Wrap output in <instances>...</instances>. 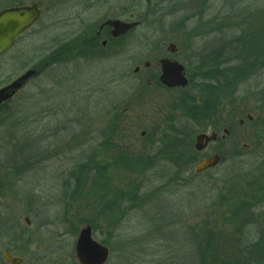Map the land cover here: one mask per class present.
Returning a JSON list of instances; mask_svg holds the SVG:
<instances>
[{"label":"rangeland","instance_id":"obj_1","mask_svg":"<svg viewBox=\"0 0 264 264\" xmlns=\"http://www.w3.org/2000/svg\"><path fill=\"white\" fill-rule=\"evenodd\" d=\"M30 2L0 0V11ZM115 5L142 21L136 41L153 33L158 42L177 32L204 35L192 42L202 49L178 55L191 71L202 63L205 73L220 62V72L250 60L253 72L231 82V96L211 102L219 141L199 153L196 137L207 121L185 128L184 142L177 134L188 118L179 100L139 98L136 103L138 97L133 98L135 68L154 63L158 54L136 44L131 55L119 58L56 56L51 49L80 25L63 22L62 10L43 7L41 21L0 57V88L28 70L41 71L1 110L0 168L8 176L10 163L21 162L27 171L48 157L37 152L39 146L67 145L70 163H55L52 171L57 189L60 180L70 187L39 210L33 195L3 201L4 212L13 210L18 226L15 234L0 213V264H7L5 248L22 264H78L75 244L85 226L108 247L107 264H201V258L218 252L211 250L216 244L231 262L257 264L264 252V63L257 55L264 52V0H116ZM107 12V6L89 10L85 25L95 27ZM212 77L224 81L220 74ZM224 128L230 135L222 141ZM159 143L176 145L178 154L162 156ZM217 150L220 164L195 174L198 159Z\"/></svg>","mask_w":264,"mask_h":264},{"label":"flooded vegetation","instance_id":"obj_2","mask_svg":"<svg viewBox=\"0 0 264 264\" xmlns=\"http://www.w3.org/2000/svg\"><path fill=\"white\" fill-rule=\"evenodd\" d=\"M206 2H209V0H206ZM115 3H116V0H32V2L28 4L21 3L20 5L15 6V7H30L33 5H37L40 11V17L38 21L35 23V25L39 23L41 19L43 18V14H44L43 7H47V8H50V10H55L58 12L59 10L64 11L65 15L62 19L63 22L69 23V24H79L80 26H78V28H76L67 37H65L64 41L59 46H63L65 44L66 46L64 47L62 52H65L68 55L75 52V54L78 55L76 58H83V60L86 59L88 56L91 59L119 58L120 55H131L132 52H134L135 50L136 44H139V45L142 44L141 46L144 45L146 48L150 49L148 51L158 54V58L155 60L154 63L145 62L143 65L144 67L143 69H141L140 67H136L134 70V73L135 75H137V78H138L136 84L132 86L134 90L133 98L135 99L138 97V99H136V103H138L139 98H141L140 102L142 101L145 102L146 100L148 101V99L157 100V101L164 100L166 102V100L172 99L173 101L179 100V104H182V101L184 99L195 98L197 95L199 96V93H201L200 85L207 82V79L205 76L208 71H211V69L207 70V72L205 73H201L200 69L206 66L201 63V64L195 65L194 70L191 71L190 67L191 68L193 67L190 64L184 65L183 63H181L180 58H178V55L179 53L182 54V56L189 55L190 51L192 50L199 51L200 49H202L200 46L195 48L192 42L196 38L203 39L202 36L204 35L201 36V35H196V34L194 35L189 34L188 32L187 33L177 32L175 34H170L164 40L161 39L162 42H158L156 41L158 37H155L156 34L153 33L151 34L153 37L146 36L145 38H141V39L139 38V41H136L134 40L133 35L135 34V30L142 23V21H139V24L136 27H134L132 30L128 31L126 34H123L121 36H114V28L112 25L108 24V22L116 21V20L127 22V23L137 22L135 21L134 14L127 13V12L121 13L118 9V6H116ZM105 6L109 7V12L104 13L102 15L100 14V19L99 21H97V25H95V27L86 26L85 23L87 22V15H88L89 10L99 8V7H105ZM10 8H14V7H10ZM183 37H186V38H183ZM189 37H190V40H189ZM152 38L155 39V41ZM177 38L181 39V41L178 43L176 42ZM190 42L192 44V47L190 46ZM58 47L55 46L51 50L54 51V53L56 52L60 53L61 50H58L60 49ZM162 60H168L170 62H177L184 67L183 74L189 82L187 87L170 88L163 84V82L161 81V77L163 75V65L161 64ZM32 70L35 71V75L33 76V78L38 76L41 72L40 69H32ZM194 82L197 84V86L195 87L192 86ZM27 83L25 84V86L27 85ZM25 86L21 90H23ZM198 96L196 97L197 102L198 104H201L203 102V98L198 97ZM10 103L11 102L9 101V102H6L0 105V113H1V110L8 107L7 104H10ZM113 108L114 109L109 114L114 113L116 108L115 107ZM207 122L208 123L210 122V125L206 123L207 125L204 126L205 130H203V132L198 135H201V134L209 135L207 134V132L211 131V120ZM163 124H164V128L162 130L163 132L162 134L164 135L165 122H163ZM192 124H194V127H195L196 125L195 122L188 119V124L185 125L187 127H183V130L181 131H184L185 128H188L189 125H192ZM213 130L214 132L212 133H215L217 136L216 141L209 142L203 151H206L208 147L211 146V144L217 143L219 141V131H217L216 128ZM158 131H161L160 128H158ZM145 135H146V132L144 131L142 133V136H145ZM228 135H230L229 130L227 128H224L223 135L221 136L220 139L222 141H225ZM159 144H160L159 146H161L162 156L166 152H168V150L170 149V148L168 149V147L172 146L169 144L163 145V146L161 145L162 143H159ZM43 151L47 152L46 155H48V157L45 156L44 159L36 160L33 163V167H31L27 171L25 170V167L28 165H25L21 162H20L21 164L18 162L10 163V166L12 168L9 170H5V172L9 171L8 173L10 174L8 176L10 177H8L7 173L5 172L4 173L6 175L2 174L3 168H0V213L5 216L3 218V224L5 225V227L13 231L15 230L14 231L15 234H17L16 228L18 226V219L13 218L12 215H15L12 213L13 210L9 212L6 210V212H4V210L6 209V204L3 203L4 200L15 197L18 199L21 198L24 201H26V199L30 197L32 198V196L30 195H33V199H35V202L36 200L38 202V203L36 202L37 203L36 208L39 210L40 207L42 208L47 205L50 206L51 204H53L49 202L53 201L56 198L55 197L56 193L61 194L62 192V194H64V192H66L67 189H69L70 187L68 185L69 182L60 180L59 185H60L61 190L60 188L57 189L58 182L54 181V178H56V176H54V172L52 171L53 165L55 167L56 164L61 165V163H63L64 165H67V163H70V160H71V156L69 154L70 146L66 145L64 149H61L54 144H43L39 146V149L37 152L43 153ZM216 152H214V154L212 155L206 154V153L203 154V156L198 159V162L202 159H208L215 155L221 154L219 150H217ZM114 162H116L115 159L109 161L110 167L115 166ZM64 168L66 169V167ZM65 171L67 170L62 171L64 175H65ZM15 174H21V175H15ZM30 174H33V175H30ZM70 176H71V172L69 173V177ZM12 178H14L13 179L14 181L12 180ZM71 180L72 178H70L69 181L71 182ZM32 184H34L33 188L30 187ZM31 188L34 190L33 192L32 191L29 192L30 191L29 189ZM51 197H53V200L51 199ZM9 213H12V214L10 215ZM26 218L29 219V222L25 220ZM24 221L26 222L28 226L31 225V221L28 216L24 217ZM3 251H7L11 256H13L9 248H5L3 249Z\"/></svg>","mask_w":264,"mask_h":264},{"label":"water","instance_id":"obj_3","mask_svg":"<svg viewBox=\"0 0 264 264\" xmlns=\"http://www.w3.org/2000/svg\"><path fill=\"white\" fill-rule=\"evenodd\" d=\"M40 17L37 5L30 7H14L0 12V57L10 51L16 40L29 29H31ZM108 24L114 28V36H121L136 27L139 22L127 23L123 21H111ZM163 75L161 81L164 85L173 87H187L189 82L183 74L184 67L177 62L162 60ZM35 75L34 70H28L5 87L0 88V105L11 101L17 93ZM247 119L252 117L247 115ZM227 134V133H225ZM216 134H201L196 137L195 148L203 151L209 142L216 141ZM220 155H215L208 159L200 160L195 166V174H199L219 165ZM29 222V219H25ZM110 251L107 246L95 240L90 226L81 229L75 244V258L78 264H107ZM2 257L7 264H22L23 260L11 256L7 251H3Z\"/></svg>","mask_w":264,"mask_h":264},{"label":"trees","instance_id":"obj_4","mask_svg":"<svg viewBox=\"0 0 264 264\" xmlns=\"http://www.w3.org/2000/svg\"><path fill=\"white\" fill-rule=\"evenodd\" d=\"M238 41L241 42L242 39L238 38L236 42H238ZM65 46H66L65 44L63 46H59L58 48H60V49H58V50H61V52L60 53L56 52L55 55L56 56L68 55L65 52H62V50L64 49ZM53 53H54V51H53ZM71 54H75V52L71 53ZM257 55H260L261 56L260 58L263 57V60L261 62L264 63V52L259 53ZM239 57H240V59H243L241 55H239ZM256 57H258V56H256ZM249 62H250V60L245 61L241 64L239 63L238 65H230V66L225 65L224 69L220 70V72L217 70V69H219V67L223 66L220 62H217V64H215V65L211 64V66H213L211 68V72L208 71L206 73V76H205L207 79V82L200 85V92L201 93L199 95L201 96L203 94V96H204L203 102L201 104H198L197 99H196V97L198 95L195 98L184 99L182 101V104H181V109L183 111L186 110V111H184L185 116L188 119H190L191 121L195 122L196 126H199V127L203 126V122L215 119V117H217V116H215V113L212 112L211 102L214 103V102L218 101L217 98L221 99V98H226V97L231 96V93L228 92V90H231V88H232L231 82L234 81L236 78L237 79L235 81L242 79V78H246L247 73L253 72V70L249 68L250 67ZM213 73H215L217 75L220 74L222 76V78L224 79V81L223 82L216 81V79H214L212 77ZM239 73H242V74L238 75ZM210 79H211V83L209 81ZM192 86L195 87V86H197V84L194 82L192 84ZM214 124L215 123L211 124V128H213V129H215ZM177 133H178V131H177ZM177 136H184L185 137L184 142H187L188 136L186 138V132L185 131H179ZM181 142H183V140H181ZM171 145L174 146L175 148L172 147V149H169V151L167 152V153H169L168 155H170V156H174V154L177 155L179 148L174 144H171ZM178 146H180V145H178ZM177 157L181 158L179 156H177ZM172 158H174V157H172ZM80 184H82V183H79V185ZM211 246H209V247H211ZM212 248H215L216 251H218V252L215 253L214 257L211 255V259H209V257L207 259H206V257L201 258V264H239L238 262H231L228 259H225V254L223 252H220L221 248H222L221 245L216 244L215 247H211V250H212ZM203 255L204 254L201 251V256L203 257ZM256 263L257 264H264V252L263 251L260 252L259 258L256 260Z\"/></svg>","mask_w":264,"mask_h":264}]
</instances>
